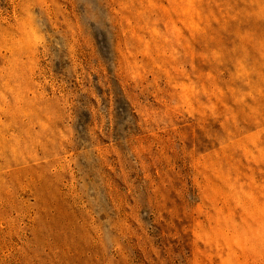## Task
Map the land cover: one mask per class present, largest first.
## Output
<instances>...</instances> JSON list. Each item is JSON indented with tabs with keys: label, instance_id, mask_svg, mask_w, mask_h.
Instances as JSON below:
<instances>
[{
	"label": "rangeland",
	"instance_id": "374dc122",
	"mask_svg": "<svg viewBox=\"0 0 264 264\" xmlns=\"http://www.w3.org/2000/svg\"><path fill=\"white\" fill-rule=\"evenodd\" d=\"M0 264H264V0H0Z\"/></svg>",
	"mask_w": 264,
	"mask_h": 264
}]
</instances>
